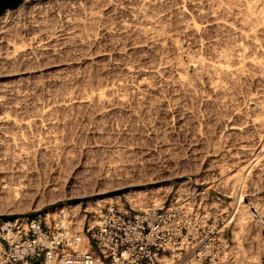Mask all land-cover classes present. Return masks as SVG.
<instances>
[{
  "label": "rangeland",
  "instance_id": "1",
  "mask_svg": "<svg viewBox=\"0 0 264 264\" xmlns=\"http://www.w3.org/2000/svg\"><path fill=\"white\" fill-rule=\"evenodd\" d=\"M197 1L199 0H185V2H183L182 0H165L166 5H164V13H167L168 20L170 19L168 22L172 24L171 22L172 19L173 21L172 27L173 29H175L173 32L175 34L179 33V35H182V37H180V42L182 43L181 44L182 49H180L178 53L177 51L172 52V56L181 59L180 61L184 63L187 67H189V71H190L189 73L191 74L190 77L194 79V82L196 81L198 82V80H200L201 78L199 75L200 73H197L199 71H197L196 65H194L190 61V54L192 52L202 51L203 55L207 54L205 56H209V55L211 56V52L215 49L227 50L232 48L233 50L235 48V51L234 50L231 51L232 53L235 52L236 56H239L237 55V51H238L237 46L239 45L242 46L243 45L242 43L245 42L243 47L245 52L244 51L242 52L239 51V52L243 54L245 53L244 54V57L246 59V61L244 60L245 64H243L244 62L241 64L244 65L243 71L247 70V72L241 73L238 71L237 73L240 74V75L238 74L239 76L237 75V73H234L233 74L234 78H232L233 76L231 77V79L233 80L230 79V81L233 82H229L232 83L233 85L229 84L228 82L222 83L223 86L222 89L224 88L223 91H225V93H227L228 96H226L225 94L224 95L225 97H223L222 96L223 93L221 94V91L216 92L212 89V87L209 88L210 86H207L209 84H205V82H203L204 80L202 81L203 87L200 86L202 85L201 82L196 84L197 86L194 85V89L192 90H198V92L196 91L197 94L195 93V91L192 92L195 95L191 94L192 90L187 91L184 89H178V88L176 89V87L174 88L172 85L166 84L165 82L162 83V81L160 82V80H158V84L160 82V86L157 84L159 89L157 88L155 91H151L147 93L144 104L143 103L140 104L141 95L139 94V89L141 87H139L140 84L139 80L141 81V79L138 76L136 77V79H134L135 76L138 75V73L134 75L130 73L131 76L130 77L128 75L129 72L126 70V65H128V63L133 64V61H135L137 65L140 64L138 66H140L142 70L145 69L146 71L148 69L147 66H149L150 63L152 64V62L154 63V60H156L155 51L152 50L150 46L148 45L139 46L137 47L140 49L139 51V49L132 47L131 44H133V40L126 39L118 35L117 37H115L117 40H114V42H112L113 41L112 38L114 37L105 36L104 38L103 36V38L101 37L100 39L101 42L98 41L96 44H93V46L89 45L91 47L87 46V48L86 46H83L82 49L81 47L78 48L77 46H75V44L72 45L65 44L61 46L59 48L61 54L60 51L57 50L56 55L50 54L51 56L49 55L44 58H41V60L39 59L38 60L39 62L38 61L35 62V66L37 67H35L34 69L31 68L32 70L31 69L28 70L31 73L27 72L26 74L27 76H25V78L28 79L24 78L27 82L25 80L23 82L22 87L24 94H21L22 96L20 99L21 105L22 106L25 105L23 111L27 110L28 112H31L33 114V112H35L36 110H42L43 107L47 108L48 105L54 102H59L62 100V98L70 96V94L77 95L85 90L88 92L90 91L93 94H98L99 91H101L102 88L101 86H103L107 80L108 81L122 80L123 82H126V84L128 83L127 86L129 85L131 86V87L130 86L127 87L128 88L127 92L129 93L128 97L129 100H131V102L127 100L126 103H124L125 106L123 104H119V105L115 104V106L114 104L113 105L108 104L110 105L108 107L109 110L108 109L106 110L105 108L107 107L103 108V106H101V104L99 103L98 98L96 97L97 100L94 99L93 102L90 101L88 103H76L75 107L77 106L76 107L77 109L75 108L76 109L75 110L73 108L74 111L73 110L69 112L68 110H66L65 112L61 111L63 114L67 115L66 117L70 120V123L65 127H61L57 129V133L59 135L58 144L56 143V145L54 144L48 149H42L40 151H37L36 153L34 152L29 159L25 160L22 167L14 166L11 169L9 174L11 189L10 190L0 189V204H1L0 206L4 205L5 203L10 204L13 207H16L18 212H16L13 215H0V220L1 218L4 217L14 218L18 216L41 215V216H46V220L49 222L51 218H53L54 216L56 217V215L58 216V214L64 209L68 213L67 216H71L73 217V219H75L77 217L76 216L77 214L81 216L86 213L89 214L96 212L98 213L99 209H101L105 205H109L110 203H116V204L119 203L120 205L125 203L127 204L128 207H130V205H133V202H138V203L141 202L142 204L145 203L146 205H151L155 201H157L158 198H159L158 201L160 200V202L161 201L164 202L167 196H171L177 188L188 187L192 192H201L204 190L207 194H209L207 203L206 202L203 203V208H205V205L208 207L207 211H212L209 209V207L212 206L219 211L227 212L228 224L226 228V235L230 239L231 253L233 254L234 257L233 262H231L230 264H264V208H263L264 207V201H263L264 200V173H263L264 168L263 171H261L262 173L259 172L258 173L259 175L255 174L248 179L246 183L248 184L247 187L249 189L246 188L247 191L243 195V199L246 202L248 201L249 203H251L250 201L251 199L255 200L257 196L258 197L260 196L259 198H262V203H263L262 210L261 207L260 209L251 208V217H252L250 218L251 220L250 219L246 220L247 222H245V225L240 227L236 223V220L234 219L235 212L237 211L239 199H236V197L233 196V193L231 192L232 185L230 183L223 182L220 183L219 185V183H217L216 180L214 179L216 178L214 177L215 176L214 174L216 173L215 167L217 166V163L213 161V163L215 162V164L214 165L212 164L211 154H210L211 148L209 147L208 141L206 139L209 138V135L213 131H217V130L219 131L220 129H223L224 121L220 120L221 115L219 114H222L220 112H223L224 110H226L225 112L226 114H239V111L242 110L240 114L248 113L250 114L249 118H254V117L256 118L257 116V117H262L264 119L263 116L264 114L261 113L262 111L264 112V110L262 109L263 107H261L262 104H264V100H263L264 99V73H263L264 66H262L264 65V57H263L264 55H262L264 54L262 51L264 49V18H263L264 14L262 12L263 16L262 14L259 15V13H261L259 8L261 9V11L264 10L262 9L264 7L263 6L264 4H262L264 1L257 0L258 3L256 2V4L252 6L253 5L252 0H248V2H246L247 5H245L246 3L244 4V2L247 0H240V3L242 5L241 6L239 0H235V1L233 0L234 2L230 0L231 4L233 5V8H235L232 11L239 12L241 9V12L239 13L234 12L235 15L239 14L236 16L233 15L232 11L228 12L226 13L227 15L225 14L226 16L225 15L222 16L221 19L222 20L226 19L228 23L230 21L229 24L232 23L234 26H237L239 29L237 27L236 28L234 27L235 30L234 29L232 30L233 33L231 31H229L228 33L227 32L224 33L222 32L223 30H221V28L220 29L218 28L219 29L218 31L219 32L221 31V34L218 33L217 28H215L216 26L214 23L217 20H214L212 18L208 22V24L210 25L208 26L206 24L205 17L202 16L201 13H199L197 8L193 10L194 9L193 3H196ZM260 1L262 3H260ZM24 2L25 0L22 2V4ZM180 2L186 4L187 10L189 9L188 12L193 13L195 11L196 14L194 12L192 16H194L196 19L198 18L197 20H199V23H202L204 25L203 26L201 24L203 27L201 32L202 34H200L198 38L195 37L194 35L186 36L187 34L183 36L184 33L179 32L182 30L178 28L181 27L183 19L181 14H180L181 16L175 14L179 13L178 7L181 6ZM249 2H251L250 3L251 6L249 5ZM234 4L235 5L238 4L239 6V7L237 6L238 9ZM21 5L14 9L20 8ZM248 5L250 6V10L248 9L249 8ZM248 12L251 15H249ZM171 13L173 14V16H171L172 15ZM243 13H245V15L247 13L248 15L246 16L249 18L246 19ZM242 15L245 19L242 17ZM238 16H241L239 18L240 19L243 18L242 19L243 21L240 20ZM250 16L252 17L250 18ZM258 16L259 18L261 16L260 20L258 19ZM235 17H237L238 20L240 21H237V18L235 20ZM255 17L258 20H255L256 19ZM230 18H232L233 22L231 21ZM248 19H250V21L248 22L249 24L246 21ZM174 20H176V23ZM241 21L243 23H241ZM238 22L239 25L241 24V28L239 25H237ZM242 25L245 27V29L244 27H242ZM206 26H207V30L205 29ZM210 29H212V32ZM244 30H246L248 35H246V32ZM203 31L206 33H203ZM241 31H243V34L240 33ZM213 32L215 33L214 37L211 36L214 35ZM223 33L225 36L222 35ZM237 33H239L240 36L239 34L237 35ZM216 34L217 35L219 34L218 35L219 37ZM251 34L252 36H250ZM255 34H258L256 35L257 37L254 36ZM228 35L230 39L232 38L231 39L232 41L228 38ZM118 37H120L119 40H121L122 38L124 40L122 39V41H119ZM207 37L208 40H205V38L207 39ZM196 38L198 40H200V38L201 40L204 38V41L202 40L203 45L201 46L198 45L197 43L199 41ZM214 38H218L219 40L218 42H221V40H223L221 38H225V39L228 38V39L222 41L221 44L223 45L220 44L219 46L217 45L219 43L212 42ZM247 39L249 41V44ZM108 40L110 43L108 42ZM124 43H126L128 46ZM112 44L114 46L123 48V50H121L122 52L119 51L120 53H118L119 57L118 54L114 55L116 51L114 52L110 51V49L113 48ZM225 44L227 45L224 46ZM70 45L72 46V49ZM260 45H262L263 49H261ZM202 46H204V48ZM255 47L258 48L256 49ZM143 48L145 49L143 50ZM201 48L202 50H200ZM124 49H126L125 52H123ZM135 49L138 50L139 52L136 51ZM105 52L107 53V55L105 54ZM184 53H186L187 55ZM257 53L259 54L257 55ZM248 54H250L253 58L251 59L250 55ZM53 55L54 57H52ZM257 56L260 58H258ZM255 57H257L259 61ZM45 58L46 60H48V62L45 61ZM127 58L130 59V62L129 60H127ZM261 58H263V61H261ZM112 59L114 60V62ZM253 60H255L254 63L252 62ZM124 62H126V64ZM135 62L134 64H136ZM257 62H259L258 63L259 65L257 64ZM111 64L114 65V66L112 65V67L114 68L111 67ZM250 64H255V65L252 66ZM38 65H40L39 66L40 68L38 67ZM237 65L239 66V64ZM259 67L260 68L263 67V69L262 68L260 69ZM258 69L260 70V73L263 74V77H261L262 75L258 72L259 71ZM250 71H254V73ZM248 72L252 74H249ZM125 74L127 75L124 76ZM85 76L88 78L86 79V81L88 80L87 82L84 81ZM240 76L241 77L244 76V77L241 78ZM30 77H32L33 79L30 80ZM197 77L199 79H196ZM237 77H239L238 79L240 81L238 79L237 80L235 79ZM255 77L257 79H255ZM76 78L78 79L76 80ZM81 79L82 82L80 83L79 81H81ZM252 79L255 80L253 81ZM128 80H130L131 82H134L135 80L134 85ZM221 80L223 79L221 78ZM84 82L87 84H85ZM26 83L27 85L31 83L29 84V88L26 85ZM225 83L228 84V85L226 84L227 87L225 86ZM135 85H137L139 89ZM240 85H242V87ZM25 86L29 91L27 89H26L27 92L25 91ZM129 88L131 90H129ZM232 88H234L235 93ZM199 89L203 92H201ZM209 89H211V91ZM243 91H246L247 94L246 93L244 94ZM185 92H187L186 95H184ZM205 92L206 94H203ZM231 93L234 94L236 97L232 96ZM250 93H252L253 95ZM254 93H256L255 96ZM26 94L27 95L29 94L28 95L29 98H27L28 96ZM216 95L220 99H218ZM245 95H248V97ZM251 95L257 97L254 98ZM136 96L138 99L136 98ZM189 97H191L190 98L191 100L189 99ZM194 98L196 103L194 102ZM212 98L213 100L215 98V103H217L218 100L220 103L218 102V104H215L214 101L212 102ZM222 98H225L226 100ZM27 99L29 100L27 101ZM227 99L229 100L231 99L230 100L231 104ZM244 99L246 100L244 101ZM258 99L262 100L263 103ZM240 100L243 103L242 102L239 103ZM256 101L258 105L256 104ZM22 102L25 104H23ZM222 102H224V104L228 103L230 105L227 104L228 107H226V104L224 105ZM220 104L221 105L223 104L222 107ZM233 104L236 105V107L232 106ZM237 105L243 106L242 109H240L241 107ZM29 107H31L30 109L32 111L29 109ZM110 107L113 108L111 109ZM114 107L116 108L114 109ZM219 108L221 109V111ZM228 108L230 109L234 108L236 112L234 110L233 112L232 109L230 110ZM244 108L246 109L243 112ZM247 109H249L250 111H248ZM115 110H117V112ZM61 112L59 111L58 113L62 114ZM20 113H22L21 110ZM105 113L107 114L109 113V114L107 115ZM187 113L194 114L195 115V117H193L194 119L192 118L193 119L192 120L190 119L191 117H187V116L182 117V115H180ZM225 113L223 112V114ZM216 114L219 118L217 117L218 118L217 119L215 117L216 118L215 120L213 116H216ZM234 117L236 120V118H238L239 115H236ZM180 118L182 120H178ZM198 118L201 120H199ZM212 120H214V122L216 121L215 123H217L216 126L218 127L214 125L215 123L213 124ZM217 120L219 123L221 122L222 124L221 123L219 124ZM200 124L202 125V127ZM212 124L214 125V127L212 126ZM210 125L212 126V129ZM215 128H217V130ZM208 129L209 131L210 130L211 131L209 132ZM263 167H264V162H263ZM259 176H261L262 178ZM15 188H19L20 191L19 189L17 190ZM201 196L203 195L201 194ZM104 197H109V199L106 202H102V201L100 202V200H102V198ZM89 201L90 203H88ZM63 204H65V207H62ZM131 208H133V206ZM74 221H76V219ZM73 229L76 231L79 230L78 228H76V224H73ZM256 243L259 245H257ZM1 255L2 253L0 249V257Z\"/></svg>",
  "mask_w": 264,
  "mask_h": 264
},
{
  "label": "bare ground",
  "instance_id": "2",
  "mask_svg": "<svg viewBox=\"0 0 264 264\" xmlns=\"http://www.w3.org/2000/svg\"><path fill=\"white\" fill-rule=\"evenodd\" d=\"M182 1L185 2V0H182ZM183 2L182 3L180 2L181 6L178 7L179 13L175 14V15L181 14L182 19H183L181 27L178 28V29H182V30L179 32H181V33L183 32L184 33L183 36L185 34H187L186 36L194 35L195 37L198 38V36L200 34H202L201 32L203 29V27H202L203 24L199 23V20H197L198 18L196 19L194 16H192L195 11L193 13L191 12L192 14L190 12H188L189 9L187 10V6L185 3L183 4ZM246 2H248V0L245 1L244 4ZM256 2L258 3L257 0H255V1L252 0V3H253L252 6H254V4H256ZM239 3H240V0H239ZM250 3L251 2H249V5L251 6ZM260 3H262V2L260 1ZM193 4H194L193 10H195V8H197L199 13H201V15L205 17L206 20L205 19L204 20L206 21V24L208 26H210L208 24V22L212 18L214 20H217V21H215L214 24L216 26L215 28H217L218 33L221 34V31L220 32L218 31L220 28H221V30H223L222 32L228 33L229 31L232 32V30L233 29L235 30V28L237 27V26H234L232 23L229 24L230 23L229 20H228L229 21V23H228L226 19L225 20L221 19L222 16H224L226 13L231 12L233 9H235V8H233V5L231 4L230 0H199ZM262 4H264V2ZM164 5H166L165 0H25V2L21 5L20 8H18V9H6L0 15V189L1 190H10L11 189V182H10L9 174H10L11 169L14 166L15 167H19V166L22 167L25 160L29 159L34 152L36 153L37 151H40L42 149H48L51 146H53L54 144L56 145V143L58 144L59 135L57 133V129H59L61 127H65L70 123V120L66 117L67 115L63 114L61 111H63V112H65L66 110H68V112L72 111L73 108L75 109L77 107V106L75 107L76 103H88L90 101L93 102L94 99H96V97L98 98L99 103L101 104V106H103V108L107 107V108H105L106 110L108 109V107L110 105H113V104H114V106H115V104L116 105L117 104L118 105L119 104L124 105V103H126L127 100L129 102H131V100H129V97H128L129 93L127 92V89H128L127 87L130 86V85L127 86L128 83L126 84V82H123L122 80H119V81H117V80L116 81L115 80L108 81L107 80L104 83V85L101 86L102 87L101 91H99L98 94H93L90 91L88 92L85 90L82 93H79L77 95L76 94H74V95L70 94V96L62 98L61 101L54 102V103L48 105L47 108L43 107L42 110H36L35 112H33V114L31 112H28L27 110L23 111V108L25 105H23V106L21 105L20 99L22 96L21 94H24L22 86H23L24 80L28 79V78H25V76H27L26 75L27 72H29L28 70L31 68L34 69L35 67H37V66H35V62H37L39 59L41 60V58L49 56L50 54L56 55V51L57 50L60 51L59 48L65 44H68V45L69 44H71V45L75 44V46H77L78 48L81 47V49H82L83 46H86V48H87V46H89V45L93 46V44H96L98 41L101 42L100 39H101V37L103 38V36H104V38H105V36L106 37L107 36L114 37V38H112L113 39L112 42H114V40H117L115 37H117V35H118V36H122L126 39L133 40V44H131L133 48H137V47L142 46V45L150 46L151 49L155 51L156 60H154V63L152 62V64L151 63H150V65L148 64L149 66H147L148 69L146 68L147 69L146 71H145V69L142 70V68H140V66H138L140 64L137 65V63L135 61H133V64H129L127 61L128 65H126V70L129 72V74H128L129 76H130V73L133 75L138 73V75H136L134 79H136L137 76L140 77V79H141V81L139 80V82H140L139 87H141V88L139 89V87L137 85H135L138 87L139 94L141 95L140 104L141 103L144 104L147 93H149L151 91H155L158 88V85L160 86L161 81H162V83L165 82L166 84L172 85L174 88L176 87V89L178 88V89H184L187 91H191L192 89H194V85L197 86L196 84H198L199 82L202 83V81L204 80L203 82H205V84H209V85H207V86H210L209 88L212 87V89L216 92L221 91V94L223 93V95H222L223 97H225L224 96L225 94H226V96H228L227 93H225V91H223L224 88L222 89V87H223L222 83L233 82V81H230V79L233 76V74L237 73L238 71L241 73L247 72V70L243 71L244 70L243 64H245V61H246V59L244 57L245 53L244 54L241 53L242 51H244L243 47H244L245 42L242 43L243 44L242 46L241 45L237 46L238 49L236 48L238 50L237 55H239V56H236L235 52L232 53L233 50L235 51V48L232 50V48H230V47H228L230 49H227V48L226 49L230 50V51L232 50L231 52L227 51L225 49L224 50L223 49L222 50L221 49L220 50L215 49L211 52V56L210 55L205 56V55H207L205 53H204L205 55H203L202 51H200V52L195 51V52H192L191 54L189 53L190 54V61L194 65H196L197 71H199L197 73H200L199 75L201 78L197 82L196 79H199L198 78L199 76H198L195 79L196 82H194V79H192L190 77L191 74L189 73L190 72L189 67H187L184 63H182L180 61L181 59L172 56V52L177 51V53H178V51L180 49H182V47H181L182 43L180 42V37H182V35H179V33L175 34L173 32L175 30L172 27L173 21L171 19L172 24H170L168 22L170 19L168 20L167 13H164ZM240 5H241V3H240ZM245 5H247V3ZM235 6L237 8L238 4ZM248 6H246V7H248ZM250 6L248 8L249 10H250ZM258 8H259V6H258ZM262 9H264V7ZM251 10H252V7H251ZM259 10L261 12V13H259V15H261L262 12L264 14V10L261 11L260 8H259ZM257 11H255V12H257ZM234 12H233V15H235ZM237 12H235V13H237ZM239 12H241V9ZM195 14H196V12H195ZM240 14H242V13H240ZM243 14H244V17H246V19L249 18L246 16V15H248L247 13H246V15H245V13H243ZM263 14H262V16H263ZM201 15H199V16H201ZM236 15H239V14H236ZM249 15H251V14L249 13ZM171 16H173V14ZM239 17H241V16H238V18ZM242 17H243V15H242ZM251 17L252 16H250V18ZM236 18L237 17H235V20H236ZM238 18H237V21H240L243 19V18L242 19L239 18L240 20H238ZM260 18H261V16H260ZM260 18L258 16L259 20H260ZM230 19L232 21V18H230ZM258 19L256 18L255 20H258ZM174 21L176 23V20H174ZM242 21H241V23H243ZM246 21L248 23L250 21V19H248ZM247 23H245V24H247ZM259 23H260V21H259ZM214 24H212V25H214ZM237 25H239V22ZM239 26L241 28V24ZM242 27H244V26L242 25ZM176 29H177V26H176ZM205 29L207 30V26ZM244 29H245V27H244ZM210 30L212 32V29H210ZM244 31L246 32V30H244ZM208 32H210V31H208ZM203 33H206V32L203 31ZM224 33L222 35H224ZM240 33L243 34V31H241ZM234 34H235V32H234ZM238 34L239 33H237V35ZM258 34H255L254 36H256ZM222 35H221V37H222ZM229 35H228V38H229ZM246 35H248L247 32H246ZM211 36L214 37L215 33H214V35H211ZM239 36H240V34H239ZM250 36H252V34ZM228 38H226V39H228ZM119 39H120V37H118V40ZM122 39L119 41H122ZM221 39H223V40H221V42H218L219 41L218 38H214L212 40V42L213 43H219L217 45L220 46L222 41L226 40L225 38H221ZM248 39H247V41H248ZM109 40H108V42H109ZM202 40L204 41V38ZM202 40L200 38V40H198L199 42L197 41L198 43L197 42H195V43H197L198 45L201 46V45H203ZM205 40H208V37H207V39L205 38ZM242 40H245V39H242ZM231 41H230V43H231ZM126 42H127V40H126ZM233 42H236V41H233ZM250 42H251V40H250ZM124 44H126V43H124ZM239 44H241V43H239ZM248 44H249V41H248ZM205 45H206V43H205ZM221 45H223V44H221ZM226 45L227 44H225L224 46H226ZM234 45H233V47H234ZM237 45H238V43H237ZM91 46H89V47H91ZM212 46H214V45H212ZM202 47L204 48V46H202ZM245 47H247V46H245ZM260 47H261V49H263L262 45H260ZM220 48H223V47H220ZM255 48L257 49L258 47H255ZM71 49H72V46H71ZM137 49H139V48H137ZM144 49L145 48H143V50ZM146 49H147V47H146ZM121 50H123L122 47H118V46H114V45H113V48L110 49V51H112V52H114V51L117 52V53L115 52L114 55L122 52ZM125 50L126 49H124L123 52H125ZM200 50H202V48ZM205 50H207V49H205ZM258 50H257V52H258ZM136 51H138V50H136ZM139 51H140V49H139ZM239 51H241V52H239ZM262 51L264 53V49ZM108 52H109V50H108ZM238 52H239V54H238ZM152 53H153V51H152ZM260 53H262V52H260ZM60 54H61V51H60ZM105 54L107 55L106 52H105ZM110 54H111V52H110ZM184 54H186V53H184ZM258 54L259 53H257V55ZM126 55H127V53H126ZM248 55H250V54H248ZM262 55H264V54H262ZM52 57H54V55ZM88 57H90V56H88ZM110 57H112V56H110ZM118 57H119V54H118ZM250 57H251V59L253 58L251 55H250ZM257 57H255V58H257ZM260 57H261V55H260ZM260 57H258V58H260ZM114 58H116V57H114ZM48 59H49V57H48ZM127 60H129V62H130V59L127 58ZM255 60H253L252 62L254 63ZM45 61L48 62V60H46V58H45ZM258 61H259V59H258ZM261 61H263V58H261ZM113 62H114V60H113ZM121 62H123V61H121ZM134 62L136 64H134ZM124 63L126 64V62H124ZM241 63H243V64H241ZM258 63L259 62H257V64ZM40 64H42V63H40ZM237 64H239V66ZM47 65H49V64H47ZM112 65L113 64H111V67H112ZM250 65L253 66L255 64H250ZM39 66L40 65H38V67ZM234 66H236V67H234ZM262 66H264V65H262ZM41 67H42V65H41ZM117 67H119V66H117ZM46 68H47V66H46ZM112 68H114V67H112ZM245 68H248V67H245ZM249 68H251V67H249ZM261 68L263 69V67H261ZM35 70H33V71H35ZM252 70H254V69H252ZM250 72L254 73V71H250ZM258 72L260 73V70ZM258 72H256V73H258ZM29 73H31V72H29ZM238 74L239 73H237V75ZM249 74H252V73H249ZM122 75H123V73H122ZM126 75L127 74H125L124 76H126ZM196 75H198V74H196ZM261 75H262L261 77H263V74H261ZM28 76H30V75H28ZM242 77H244V76H242ZM250 77H251V75H250ZM256 77H255V79H257ZM78 78H76V80ZM221 78L223 80H221ZM232 78H234V76ZM238 78L239 77H237L235 79L237 80ZM247 78H248V76H247ZM31 79H33V78L30 77V80ZM86 79H88V78L85 76V80L84 79L83 80L86 81ZM158 80H160L159 84H158ZM231 80H233V79H231ZM128 81H130V80H128ZM259 81H261V80H259ZM79 82L81 83L82 79ZM134 82H135V80H134ZM134 82H131V83H133V85H134ZM131 83H129V84H131ZM29 84H31V83H29ZM29 84L27 85V83H26L28 88H29ZM32 84H34V83H32ZM85 84H87V83H85ZM226 84L227 83H225V86L227 87L228 84L227 85ZM229 84H232V83H229ZM239 84H238V86H239ZM200 86L203 87V83ZM229 86H231V85H229ZM240 86L242 87V85H240ZM231 87H233V86H231ZM26 89L27 88L25 86V91H26ZM232 89L234 90V88H232ZM129 90H131V89L129 88ZM209 90L211 91V89H209ZM225 90H226V88H225ZM228 90H229V88H228ZM257 90H258V88H257ZM158 91H160V90H158ZM194 91H195V93H196V91L198 92V90H192L191 94H194V93H192ZM200 91H199V93H200ZM214 91H213V93H214ZM201 92H203V91H201ZM216 92H215V94H216ZM243 92H244V94L246 93V91H243ZM229 93H230V91H229ZM232 93H231V95L236 97ZM234 93H235V90H234ZM252 93H250V94H252ZM186 94H187V92H185L184 95H186ZM203 94H206V92ZM236 94H237V92H236ZM255 94L256 93H254V96H255ZM140 95H138V96H140ZM27 96H25V97H27ZM189 96H191V95H189ZM208 96H209V94H208ZM245 96L248 97V95H245ZM254 96H252V97H254ZM247 97H246V99H247ZM256 97H254V98H256ZM27 98H29V96ZM136 98H137V96H136ZM190 98L191 97H189V99ZM226 98H228V97H226ZM218 99H220V98L218 97ZM222 99L226 100L225 98H222ZM235 99H234V101H235ZM246 99H244V101ZM28 100L29 99H27V101ZM181 100H183V99H181ZM227 100H229V99H227ZM230 100H229V103H230ZM241 100L239 101V103L243 101V100L242 101ZM258 100H260V99H258ZM206 101H207V99H206ZM213 101L215 103V98H214V100L212 98V102ZM253 101H251V102H253ZM257 101H256V104H257ZM260 101H262V100H260ZM24 102H25V99H24ZM194 102H195V98H194ZM218 102H219V100H218ZM218 102L215 104H218ZM206 103H208V102H206ZM222 103L224 104V102H222ZM239 103H237V104H239ZM262 103H263V101H262ZM23 104H25V103H23ZM108 104H110V105H108ZM137 104H139V103H137ZM175 104H177V103H175ZM227 104H226V107H228V105H230L231 103L228 105ZM163 105H166V104H163ZM222 105H221V107H222ZM241 105H243V104H241ZM80 106H82V105H80ZM232 106L236 107V105H234V104ZM237 106H240V105H237ZM240 107H241L240 109H242L243 106H240ZM261 107H263L262 109L264 110V104H262ZM30 108L31 107H29V109ZM110 108L112 109L113 107H110ZM115 108L116 107H114V109ZM126 108H128V107H126ZM221 109H220V111H221ZM223 109H225V108H223ZM228 109H230V108H228ZM245 109L246 108L243 109V112ZM20 110L22 111V113H20ZM117 110H115V111L117 112ZM121 110H122V108H121ZM121 110H120V112H121ZM233 110L235 111L234 108L232 109V111ZM247 110L250 111L249 109H247ZM59 111L62 114L58 113ZM241 111H239V114H226L225 113L226 110L223 111L225 114H223V112H220V113H222V114H219V115H221L220 120L224 121L223 129H220L218 131L217 128H215L217 131H213L209 135V138H206L208 141L209 147L211 148L210 154H211L212 164L214 165L215 162L217 163V166L215 167L216 173L214 174L215 175L214 177H216V178H214V179L216 180L217 183H219V185H220V183H223V182L230 183L232 185L231 192L233 193V196L236 197V199H239L237 211L235 212V216H234L235 218L234 219L236 220V223L240 227L245 225V222H247L246 220L252 218L251 217V208L260 209V207H261V210H262L263 203H262V198H259L260 196L259 197L257 196L255 200L251 199L250 200L251 203H249L248 201L246 202L243 199V195L247 191L246 188H248L247 187L248 184L246 183L248 181V179L251 178L253 175L258 174L259 172L263 171V168H264L263 167V162H264V119L262 117H257V116H256V118L255 117L249 118L250 114H248V113L247 114H243V113L240 114ZM124 112H127V111H124ZM110 113H111V111H110ZM261 113L264 114L263 111ZM105 114H107V113H105ZM254 114H256V113H254ZM262 114H259V115H262ZM180 115H182V117L183 116L191 117L190 119L195 117V115L192 113L191 114H188V113L187 114H180ZM213 115H215V114H213ZM236 115H239V117H238L239 119L236 118V120H239V121L235 120L234 116H236ZM251 116H253V115H251ZM213 117L217 118L218 116L216 114V116H213ZM216 118H215V120H216ZM221 118H224V119H221ZM241 118H242V120H241ZM178 120H182V119L180 118ZM199 120H201V119H199ZM212 121H213V124L216 122V121L214 122V120H212ZM217 122H218V120H217ZM200 123H202V122H200ZM213 124H212V126L214 127V125L216 126L217 123H215L214 125ZM212 126H211V129H212ZM220 126H222V125H220ZM201 127H202V125H201ZM216 127H218V126H216ZM208 131H209V129H208ZM213 161H215V162L213 163ZM214 172H215V170H214ZM261 176H259V177H261ZM19 188H15V189L18 190ZM20 189H19V191H20ZM249 192H251V191H249ZM108 199H109V197H104V198H102V200H100V202L101 201L106 202ZM158 199H157V201H158ZM260 199H261V201H260ZM157 201H155L151 205H146L145 203L142 204L141 202L140 203L133 202V205H131V206H133V208H136V209H138V208L148 209L151 207H157V206L163 205L162 201L161 202H160V200L158 202ZM88 203H90V201ZM62 207H65V204H63ZM205 209H206V211L208 210V207L206 205H205ZM16 212H18L16 207H13L10 204L5 203L4 205L0 206V215H13ZM99 212H100V209H99ZM207 213H210V212L207 211ZM64 214L68 215V213L65 209L62 210L61 213L58 214V216L56 215V218H58L60 215H64ZM76 216H77L75 218L76 221H73V224H76V228H78L80 231H82L83 225L85 222V218H86V214L81 215V216L79 214H77ZM48 223L50 224V221ZM257 234H258V232H257ZM85 241L88 242V239L86 236H85ZM257 245H259V244H257ZM257 245H256V247H257ZM1 248L2 247L0 245V249ZM257 253H259V252H257ZM163 263L164 264H178V261L174 260L173 258L166 256L163 258Z\"/></svg>",
  "mask_w": 264,
  "mask_h": 264
},
{
  "label": "built area",
  "instance_id": "3",
  "mask_svg": "<svg viewBox=\"0 0 264 264\" xmlns=\"http://www.w3.org/2000/svg\"><path fill=\"white\" fill-rule=\"evenodd\" d=\"M208 198L204 190L182 187L162 206L110 203L86 213L82 231L67 214L50 224L41 215L4 217L0 264H164L166 256L178 264H230L227 212L211 206L207 213Z\"/></svg>",
  "mask_w": 264,
  "mask_h": 264
},
{
  "label": "water",
  "instance_id": "4",
  "mask_svg": "<svg viewBox=\"0 0 264 264\" xmlns=\"http://www.w3.org/2000/svg\"><path fill=\"white\" fill-rule=\"evenodd\" d=\"M24 0H0V15L6 9H14L19 7Z\"/></svg>",
  "mask_w": 264,
  "mask_h": 264
},
{
  "label": "crops",
  "instance_id": "5",
  "mask_svg": "<svg viewBox=\"0 0 264 264\" xmlns=\"http://www.w3.org/2000/svg\"><path fill=\"white\" fill-rule=\"evenodd\" d=\"M197 187V186H196Z\"/></svg>",
  "mask_w": 264,
  "mask_h": 264
}]
</instances>
